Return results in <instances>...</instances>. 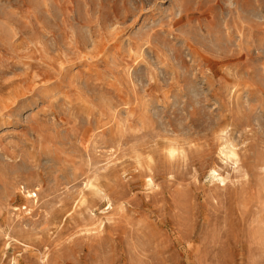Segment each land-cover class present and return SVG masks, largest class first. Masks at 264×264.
I'll use <instances>...</instances> for the list:
<instances>
[{"label":"rangeland","instance_id":"1","mask_svg":"<svg viewBox=\"0 0 264 264\" xmlns=\"http://www.w3.org/2000/svg\"><path fill=\"white\" fill-rule=\"evenodd\" d=\"M0 264H264V0H0Z\"/></svg>","mask_w":264,"mask_h":264},{"label":"bare ground","instance_id":"2","mask_svg":"<svg viewBox=\"0 0 264 264\" xmlns=\"http://www.w3.org/2000/svg\"><path fill=\"white\" fill-rule=\"evenodd\" d=\"M229 146H230V145H229ZM229 146H228V147H229ZM232 148H233V147H232ZM232 148L229 149V153H230L231 156L236 157L237 154H236V152H235ZM225 153H226V152H225ZM235 161H236V160H235ZM223 180H224V179H223Z\"/></svg>","mask_w":264,"mask_h":264}]
</instances>
